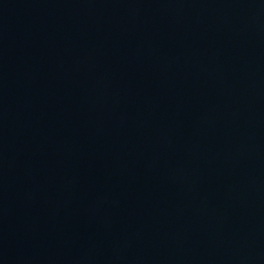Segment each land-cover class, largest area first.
<instances>
[{"label":"water","instance_id":"water-1","mask_svg":"<svg viewBox=\"0 0 264 264\" xmlns=\"http://www.w3.org/2000/svg\"><path fill=\"white\" fill-rule=\"evenodd\" d=\"M0 264H264V0H0Z\"/></svg>","mask_w":264,"mask_h":264}]
</instances>
